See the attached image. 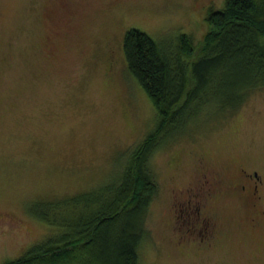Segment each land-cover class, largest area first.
<instances>
[{"label": "rangeland", "instance_id": "obj_1", "mask_svg": "<svg viewBox=\"0 0 264 264\" xmlns=\"http://www.w3.org/2000/svg\"><path fill=\"white\" fill-rule=\"evenodd\" d=\"M207 2L0 0V263L55 237L35 212L43 200L107 184L154 126L155 106L126 65L124 30H145L172 56L181 32L199 45L208 10L224 0ZM217 121L151 152L158 190L142 264H264V88ZM203 165L223 186L201 203ZM254 168L255 202L235 187ZM72 207L56 209L63 230Z\"/></svg>", "mask_w": 264, "mask_h": 264}, {"label": "trees", "instance_id": "obj_2", "mask_svg": "<svg viewBox=\"0 0 264 264\" xmlns=\"http://www.w3.org/2000/svg\"><path fill=\"white\" fill-rule=\"evenodd\" d=\"M206 19L208 27L199 45L181 32L172 56L145 30L136 26L124 30L126 65L155 106L154 126L130 148L107 184L43 200L49 204L35 212L59 227L55 237L0 264H30L27 257L32 254L46 264H142L140 245L149 235L146 216L158 190L150 161L153 149L160 139L169 142L218 123L255 89L264 88V0H224L208 10ZM66 203L74 205L68 214L76 218L69 219L63 230L56 209Z\"/></svg>", "mask_w": 264, "mask_h": 264}, {"label": "flooded vegetation", "instance_id": "obj_3", "mask_svg": "<svg viewBox=\"0 0 264 264\" xmlns=\"http://www.w3.org/2000/svg\"><path fill=\"white\" fill-rule=\"evenodd\" d=\"M211 1L212 0H208L206 6L209 5ZM112 49L113 48L111 46L109 50L110 57H112ZM242 174L243 175H241L238 179L239 181H236L235 187L240 188L244 192L245 196L253 198V202H255V200L260 198V194L257 192V179L259 178L258 170L256 168L247 171L243 169ZM198 179L204 184H201V189L199 190V192H201L200 195H202L200 201L201 203L202 201L206 200L207 197H211L212 195H214L223 186L221 181V174L213 165H203ZM206 214H208V212H206ZM203 216H205L206 220L208 221L212 220L211 223L216 221L215 219H211V216L205 215V213H203Z\"/></svg>", "mask_w": 264, "mask_h": 264}]
</instances>
